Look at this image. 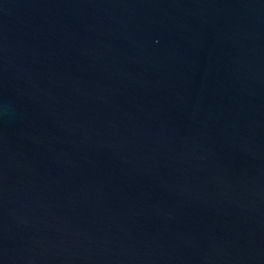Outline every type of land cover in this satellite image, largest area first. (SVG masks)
I'll use <instances>...</instances> for the list:
<instances>
[{
  "label": "water",
  "instance_id": "95a60500",
  "mask_svg": "<svg viewBox=\"0 0 264 264\" xmlns=\"http://www.w3.org/2000/svg\"><path fill=\"white\" fill-rule=\"evenodd\" d=\"M0 264H264V0H0Z\"/></svg>",
  "mask_w": 264,
  "mask_h": 264
}]
</instances>
